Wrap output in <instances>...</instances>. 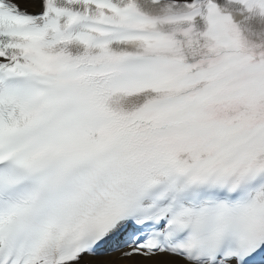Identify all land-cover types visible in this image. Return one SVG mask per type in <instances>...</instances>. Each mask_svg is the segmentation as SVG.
I'll return each instance as SVG.
<instances>
[{
  "label": "snow or ice",
  "instance_id": "6c2138e0",
  "mask_svg": "<svg viewBox=\"0 0 264 264\" xmlns=\"http://www.w3.org/2000/svg\"><path fill=\"white\" fill-rule=\"evenodd\" d=\"M0 264H264V0H0Z\"/></svg>",
  "mask_w": 264,
  "mask_h": 264
}]
</instances>
